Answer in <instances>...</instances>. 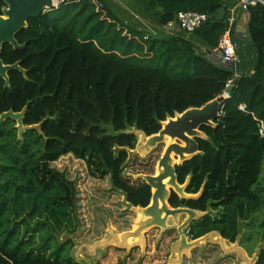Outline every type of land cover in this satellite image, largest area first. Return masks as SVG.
I'll return each instance as SVG.
<instances>
[{
    "label": "trees",
    "instance_id": "16d2710c",
    "mask_svg": "<svg viewBox=\"0 0 264 264\" xmlns=\"http://www.w3.org/2000/svg\"><path fill=\"white\" fill-rule=\"evenodd\" d=\"M95 1L101 7L60 4L50 11L55 17L43 13L16 35L22 49L2 48L3 64L19 63L25 76L11 71L6 88L0 78V114L26 108L23 126L40 131L18 139L14 121L0 125V264H78L71 242L58 241L78 228L76 188L51 164L67 155L85 161L129 206L144 208L150 187L125 176L127 151L137 142L129 131L154 135L168 117L222 95L229 81L230 100L216 126L201 127L207 139H197L199 154L175 167L179 185L189 178L185 193H201H171L169 206L206 213L187 230L191 240L215 231L233 244L244 223L251 253L264 238V6L247 9L252 73L235 76L208 58L226 31L228 17L217 15L225 0H133L160 27L180 12L208 15L190 34L206 47L202 53L184 38L145 35L123 24L105 0ZM4 7L0 0V16ZM155 153L144 162L147 175ZM255 264H264V247Z\"/></svg>",
    "mask_w": 264,
    "mask_h": 264
},
{
    "label": "water",
    "instance_id": "95a60500",
    "mask_svg": "<svg viewBox=\"0 0 264 264\" xmlns=\"http://www.w3.org/2000/svg\"><path fill=\"white\" fill-rule=\"evenodd\" d=\"M3 2L5 7L2 9V15L0 16V78L4 81V88H6L9 85L8 73L18 71L25 76V71L19 63L13 65L3 64L1 60L3 46L8 44L13 50L22 49L23 46L18 45L15 40L16 35L26 28L29 20L50 12L54 7V0H3ZM229 100V97L222 94L199 108H188L180 114L175 113L173 118L168 117L166 121L161 123V129L158 133L151 136H146L142 131H129L137 137L134 150L127 151L129 155L134 152L145 157L159 146L163 147L162 154L156 163L154 174L134 176L135 180H142L151 189V199L148 206L135 208L124 201L140 216L139 223H137L134 230L123 232L119 237L113 236L111 239L102 242V246L114 244L122 250L130 249L134 244L142 242L143 232L151 228H159L162 233L165 231L168 233L173 232L178 236V241L173 244V254L176 259H170L168 264H181L183 255H186L206 240L217 243L225 253L229 251L243 252L238 247L227 248L226 243L229 242L221 238L215 231L195 240L189 239L186 235L187 230L193 221L201 219L206 213L169 206L171 193H175L181 199H196L199 197L201 191L195 196L185 193L189 178L183 185H179L175 167L199 154V146L196 140L207 139L201 131V127L214 128L216 126L215 122L220 118L222 109ZM25 111L26 108L19 113L8 111L0 114V125L6 120H12L16 123L15 128L17 129L18 139H21L25 131H40V125L23 126ZM181 216L185 219L178 225ZM130 239L135 240L132 245H129L128 240ZM236 242L237 240L234 244ZM258 252L255 253V262Z\"/></svg>",
    "mask_w": 264,
    "mask_h": 264
},
{
    "label": "rangeland",
    "instance_id": "374dc122",
    "mask_svg": "<svg viewBox=\"0 0 264 264\" xmlns=\"http://www.w3.org/2000/svg\"><path fill=\"white\" fill-rule=\"evenodd\" d=\"M117 2L122 5L127 4L126 0ZM136 14L138 16L132 15V22L143 21L148 28L144 27L146 35H154V31L160 29L150 16H146L139 10ZM49 15L55 17L54 12H50ZM162 148L159 146L145 157L134 152L129 155L128 164L130 165L125 176L134 182L142 181L135 180L134 176L147 175L149 167H146L144 162L150 161L154 153L160 150L159 159ZM155 166L152 174L155 173ZM51 167L63 173L69 181L74 182L76 188L78 228L73 234L63 233L58 236L59 243L67 240L71 242L70 256L76 263L118 264L119 261H125L126 264H168L170 259H176L173 254V244L178 241L177 234L167 231L162 233L159 228H151L143 232L142 242L134 244L130 249L122 250L114 244L102 246L101 243L111 237H119L123 232L134 230L141 219L140 216L124 202L122 196L111 189L108 178L102 179L99 173L94 168L91 170L85 161L67 155L52 163ZM91 171L96 176H93ZM261 215H264V211ZM184 219L182 216L179 217L178 225ZM240 225L237 242L235 244L226 243V247H238L243 251L242 253L239 251L225 253L217 243L206 240L183 255L181 264H255V253L264 247V238L257 237L256 245L250 248V253L248 250L250 241L243 242L244 223ZM254 228L258 229V223ZM128 242L132 245L135 240L130 239Z\"/></svg>",
    "mask_w": 264,
    "mask_h": 264
},
{
    "label": "crops",
    "instance_id": "0c3cea01",
    "mask_svg": "<svg viewBox=\"0 0 264 264\" xmlns=\"http://www.w3.org/2000/svg\"><path fill=\"white\" fill-rule=\"evenodd\" d=\"M106 3L109 5L111 10L121 19L123 24L129 25L134 27L140 31H144V27L147 26L144 24L143 21L139 23L132 22V15L139 11L146 14V16H150L149 14L145 13L133 0H126L127 4L118 3V0H105ZM237 0H225L224 6L218 11V17H225L226 18L232 13L235 12L236 14V23L233 27L232 31V38L239 43L238 50L236 52V61L227 66V68L233 69L234 75L238 76L241 73H252V64H253V50L250 45L249 35H248V17L247 14H243L240 11L237 12L235 9ZM131 4V5H130ZM216 15V16H217ZM138 16V15H137ZM152 18V16H150ZM158 26V25H157ZM158 31H154V35H168V36H177L180 38L187 39L191 41L198 53H202L206 51V47L199 41L195 39H191L190 35L184 34L183 32L177 29L175 23L167 25L166 27H160ZM148 29V28H147ZM146 35V32H145ZM217 49V48H216ZM216 49L211 51L209 56L215 55L216 57L219 56L216 53ZM212 62L214 61L212 58H209ZM217 59V58H216ZM228 97V96H227Z\"/></svg>",
    "mask_w": 264,
    "mask_h": 264
},
{
    "label": "built area",
    "instance_id": "2783aa9c",
    "mask_svg": "<svg viewBox=\"0 0 264 264\" xmlns=\"http://www.w3.org/2000/svg\"><path fill=\"white\" fill-rule=\"evenodd\" d=\"M84 0H54V8H58L60 4H68L71 2L79 3ZM91 3L96 4L98 7H101L100 4H97L95 0H89ZM262 5L264 6V0H237L235 9L240 11L243 14H247V9L250 6ZM235 12H232L228 18L226 23V31L222 38L218 43V47L216 49V53L219 56L215 55L208 56V58H212L215 64H218L222 67H227L228 65L234 63L236 61V52L239 47V43L234 40L231 36L233 31V27L237 21ZM210 17L206 14L194 13V12H180L176 16L175 25L179 31L184 34L190 35L195 30L199 29L203 24H205ZM217 58V59H216ZM233 81H229L225 85V90L223 95L228 96V91L232 87ZM260 135L264 136V127L260 129Z\"/></svg>",
    "mask_w": 264,
    "mask_h": 264
},
{
    "label": "clouds",
    "instance_id": "9594fccd",
    "mask_svg": "<svg viewBox=\"0 0 264 264\" xmlns=\"http://www.w3.org/2000/svg\"><path fill=\"white\" fill-rule=\"evenodd\" d=\"M52 9H54V7H53ZM52 9H51V11H52ZM221 114H222V113H221Z\"/></svg>",
    "mask_w": 264,
    "mask_h": 264
},
{
    "label": "flooded vegetation",
    "instance_id": "af4514ba",
    "mask_svg": "<svg viewBox=\"0 0 264 264\" xmlns=\"http://www.w3.org/2000/svg\"><path fill=\"white\" fill-rule=\"evenodd\" d=\"M196 142H197V140H196ZM199 146V145H198Z\"/></svg>",
    "mask_w": 264,
    "mask_h": 264
},
{
    "label": "bare ground",
    "instance_id": "6f19581e",
    "mask_svg": "<svg viewBox=\"0 0 264 264\" xmlns=\"http://www.w3.org/2000/svg\"><path fill=\"white\" fill-rule=\"evenodd\" d=\"M167 143V142H166ZM129 241V240H128Z\"/></svg>",
    "mask_w": 264,
    "mask_h": 264
}]
</instances>
